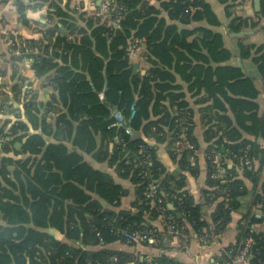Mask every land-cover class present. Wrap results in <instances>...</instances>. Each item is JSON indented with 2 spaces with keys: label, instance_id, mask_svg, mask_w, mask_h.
I'll return each instance as SVG.
<instances>
[{
  "label": "trees",
  "instance_id": "obj_1",
  "mask_svg": "<svg viewBox=\"0 0 264 264\" xmlns=\"http://www.w3.org/2000/svg\"><path fill=\"white\" fill-rule=\"evenodd\" d=\"M41 1L47 5V16L39 23L40 38L28 40L27 48L21 50L31 59L35 72L54 73L50 82L55 93L46 103L36 101L33 95L25 99L26 119L20 110L14 119L0 116V133L4 135L0 143V264H124L128 260L185 264L166 255L150 261L127 259L105 245L117 240L133 244L122 237L123 230H151L157 242L162 234L172 236L143 222L144 212L160 215L146 198L152 180L157 181L158 195L182 233L189 224L204 240L209 230L214 228L217 234L226 226L238 198L249 192L245 180L254 188L259 183L255 160L264 165V147L257 140H264V116L258 114L259 91L254 80L228 64L233 53L224 45L222 33L214 29L221 23L207 0H101L107 10L86 18L76 16L70 2ZM217 1L227 11L246 2ZM260 2L259 13L264 16V0ZM230 16L228 26L234 32L256 26L248 16ZM81 19L85 20L83 27L78 26ZM237 40L241 59H251L264 79V44ZM139 46L149 64L145 73L129 63L132 49ZM23 83L24 79H19L16 89L11 88L17 98ZM202 89L207 100H212L205 111L230 110L233 117L231 120L223 113L216 118L212 128L221 135L204 151L208 187L203 190V202L216 201L217 205L211 229L202 216V203L195 202L185 189L182 172L195 174L191 159L199 148L185 95H197ZM2 95L8 97L7 92ZM7 100L0 102L2 113L11 110ZM166 100L170 104H164ZM171 100L177 101L175 111ZM131 106L133 132L129 135L112 126L110 112L115 108L128 118ZM58 108L61 113L50 120ZM222 124L229 129H223ZM167 133L170 138L164 149L180 173L169 170L159 155ZM11 152L28 157L13 158ZM212 153L219 156L222 177L216 175ZM83 154L106 162L130 181L138 212L104 206L102 202L118 205L128 192L109 174L93 168ZM38 155V160L30 158ZM246 157L250 165L244 163ZM254 200L261 216L252 215L239 224L237 242L225 247L215 264H232L227 253H236L247 237L252 239L253 252L249 264H264V231L256 227L264 222V181L260 192H254Z\"/></svg>",
  "mask_w": 264,
  "mask_h": 264
},
{
  "label": "crops",
  "instance_id": "obj_2",
  "mask_svg": "<svg viewBox=\"0 0 264 264\" xmlns=\"http://www.w3.org/2000/svg\"><path fill=\"white\" fill-rule=\"evenodd\" d=\"M207 1L210 3L221 23L219 26H215L214 29L222 33L224 45L233 53V57L228 64L241 68L246 76L251 77L247 74V69L243 63L246 61H251L253 63V61L251 59H241L237 46V38H244V42L247 43H254L257 45L264 44V16L259 13L261 11L260 0L259 11L255 10L254 0H245L246 2L243 4V7L233 6L228 11L225 9L224 5L220 4L217 0ZM58 2L61 3V5L70 2L69 6H71L76 12V16L79 15L84 18L100 13L103 7L101 0H58ZM46 12L47 5L41 0H0V102L4 99H8V107H11V110L8 112L2 113L0 111V116L6 114L3 117L14 119L16 118L15 114L19 113L18 110H20L22 118L26 119V115L23 113V104L27 101L25 100L26 96L33 95L36 98V101L46 103L51 100L55 93L54 88L51 86L52 83L50 82L54 73L51 71L46 75H41L40 72H35L31 68V59L27 58L21 50L22 47H25V49L27 48L26 42L28 40L30 41L40 38L41 26H39V23L43 24L45 22L47 16ZM233 13L250 17L251 22L255 23L256 26L242 30L245 32L242 36H232L231 33L234 31H232L228 25L231 20L230 15H233ZM84 21L85 20L83 19L78 20V26H85ZM14 44L16 46L12 49ZM238 61H241V66H239ZM129 63L134 69L139 70L141 73H145L148 69L149 64L145 60L141 46L132 49L129 56ZM255 69L258 72L256 66ZM251 78L254 80L259 91L256 98V102L258 103V114L264 116V79L261 78L260 74ZM19 79H24L23 84L29 85L30 90L27 93L22 87V92L17 98L15 96H18V93L16 91H11V88L14 86V89H16L15 85L19 82ZM178 82L183 85V90H185V84L180 80H178ZM2 83L6 85L4 86ZM2 92H7L8 97L3 96ZM185 99L188 102V107L192 110L193 135L199 143L196 156L191 159V166L193 167L195 174L182 171L184 173L183 177H185L187 181L185 189H188L190 193H192L195 202L202 203V216L206 223H208V229H211L213 225L212 217L217 205L216 201L210 203L206 202V204L203 202V190L208 187V167L204 151L209 142H214L221 135V132L212 128V125L216 123V118L219 119V115L223 113H227L231 120H233V117L230 110H227L226 112H221L219 110L217 112V108V110L211 108V110L205 111L204 107L206 105H211L212 100H207V94L204 89H202L199 94L193 96L187 92ZM163 103L166 105L170 104L167 100ZM171 103L172 111H175V103H177V101L171 100ZM61 111L60 108L56 109L54 115L49 119L52 120L53 117L56 116L57 113H61ZM222 128L229 129L225 124H222ZM162 129L163 131H167L166 126H163ZM38 130H40V128L36 129V131ZM137 134L142 135L140 131L137 132ZM169 136L170 135L167 133L165 140L160 144L164 146L159 150V155L169 170L178 171V164L169 157L164 149L166 143L169 141ZM243 136L249 139H256L250 134H243ZM257 140L258 144L264 147V140L262 138H257ZM49 141H51V139ZM16 145L20 147V143H16ZM68 147L71 149L69 143ZM11 156L19 159L28 157L27 154L18 155L14 152H11ZM32 157L38 160L40 155L31 156L30 158L32 159ZM83 157L93 168L109 174L116 183L121 184L128 192L127 195H124L121 198L118 205L109 206L102 202L104 206L114 209L115 211L130 210L133 213L138 212V209L134 204L135 191L130 181L121 178L106 162H98L93 159L90 154H83ZM258 160H255L254 163L255 168H259L260 170L258 185L254 188L251 182L245 180L246 188L249 192L238 198L237 208L231 212L229 222L222 230H220V232L218 231L217 234H213V232L209 230L207 238L202 240L200 237L202 234H197L189 224H185L187 231L183 236L172 237L162 234L163 236L159 239L156 246L143 243L129 244L123 240H117L106 244L105 248L118 251L125 255L127 259L131 257L137 260L146 259L147 261H150L158 256L166 255L185 264H215L216 260L221 256V251H223L225 247L237 242L239 224L244 223L243 221H248L252 215H255L256 217L261 216L254 200V192H260L261 184L264 181V165H260ZM228 166L231 167V163H229ZM241 174L242 173L239 171L238 176L240 177ZM40 189H42L41 186ZM93 197L96 196L93 195ZM168 207L171 209L174 208L172 203H168ZM178 216L181 215L179 214ZM142 218L145 224L154 226L158 230V233H164L163 220L160 215L157 217L155 214L144 212ZM256 227L257 229H262L264 231V222L259 223ZM92 249L94 248L92 247ZM129 263L136 264L131 260H128L124 264Z\"/></svg>",
  "mask_w": 264,
  "mask_h": 264
},
{
  "label": "built area",
  "instance_id": "obj_3",
  "mask_svg": "<svg viewBox=\"0 0 264 264\" xmlns=\"http://www.w3.org/2000/svg\"><path fill=\"white\" fill-rule=\"evenodd\" d=\"M107 10V5L103 4L102 11ZM24 90L28 93L30 90L29 85H24L23 86ZM99 97L102 99V94H99ZM29 98L26 96V99ZM134 114V109L131 106L130 108V115L128 118L124 116V114L115 108H111L110 116L113 118L112 126H115L117 128H122L126 134L131 135L133 130L129 124V119L133 116ZM3 133H6L4 130ZM4 141V135L0 133V143ZM212 163L214 164V167L216 168V175L218 177L223 176L224 170L222 169L221 165L219 164L218 161V155L216 153H212ZM244 163L247 165H250L251 161L248 157L244 159ZM156 180H152L149 182L147 186V192H146V198L152 202L153 205H155L157 211L160 213V216L163 220V226L166 232L169 235L172 236H183L184 233H182V229L179 225V223L174 219L173 215L167 212L166 206L163 202L162 196L158 195L159 189L156 185ZM160 193L165 194L164 196L166 197V193L163 191H160ZM178 201L181 200L180 196L176 197ZM213 234L215 233V229L213 228ZM122 237L129 242L133 243H143L147 245L154 246L157 243V236L155 232L150 231H128V230H123L121 232ZM252 239L250 237L245 238L242 242L241 245L238 247L236 250V253H233L232 251H229L227 253L228 256L231 257V262L232 264H249V259L252 257ZM113 259H116L114 256Z\"/></svg>",
  "mask_w": 264,
  "mask_h": 264
},
{
  "label": "water",
  "instance_id": "obj_4",
  "mask_svg": "<svg viewBox=\"0 0 264 264\" xmlns=\"http://www.w3.org/2000/svg\"><path fill=\"white\" fill-rule=\"evenodd\" d=\"M254 7H255V10L256 11H259V8H260V6H259V0H254ZM244 34H245V32H243V31H240V32H232L231 33L232 36H242ZM238 64H239V66H241V61H238ZM243 64L245 65V67L247 69V74L248 75H250L251 77H253L255 75L256 76L259 75L258 72H257V70L255 69L254 64L251 61H246ZM221 150H223V147L221 148ZM129 264H134V263H129Z\"/></svg>",
  "mask_w": 264,
  "mask_h": 264
}]
</instances>
